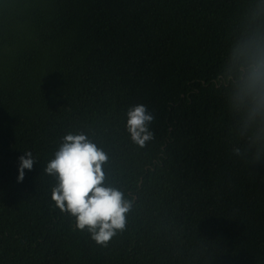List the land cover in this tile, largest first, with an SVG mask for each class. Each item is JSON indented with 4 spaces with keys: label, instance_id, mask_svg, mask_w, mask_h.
<instances>
[{
    "label": "trees",
    "instance_id": "trees-1",
    "mask_svg": "<svg viewBox=\"0 0 264 264\" xmlns=\"http://www.w3.org/2000/svg\"><path fill=\"white\" fill-rule=\"evenodd\" d=\"M261 53L264 0H0V264H264V115L245 95ZM69 132L133 202L107 246L52 200Z\"/></svg>",
    "mask_w": 264,
    "mask_h": 264
},
{
    "label": "clouds",
    "instance_id": "clouds-1",
    "mask_svg": "<svg viewBox=\"0 0 264 264\" xmlns=\"http://www.w3.org/2000/svg\"><path fill=\"white\" fill-rule=\"evenodd\" d=\"M245 95L251 97L254 114L264 115V53L249 68ZM127 117L131 140L145 147L154 139V132L150 130L154 115L146 105L137 104L129 108ZM19 159L18 182H22L25 169L32 170L35 160L30 151ZM108 159L107 153L85 134L69 132L45 169L58 181L52 189L56 206L74 217L76 227L87 230L102 246H107L118 232L125 230L133 204L124 192L106 183L104 165Z\"/></svg>",
    "mask_w": 264,
    "mask_h": 264
}]
</instances>
